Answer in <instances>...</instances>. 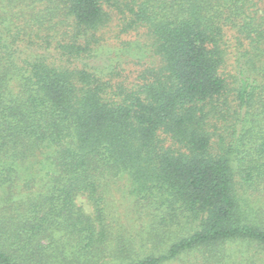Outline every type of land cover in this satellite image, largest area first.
Masks as SVG:
<instances>
[{"label":"trees","instance_id":"16d2710c","mask_svg":"<svg viewBox=\"0 0 264 264\" xmlns=\"http://www.w3.org/2000/svg\"><path fill=\"white\" fill-rule=\"evenodd\" d=\"M256 260L264 0H0V264Z\"/></svg>","mask_w":264,"mask_h":264},{"label":"rangeland","instance_id":"374dc122","mask_svg":"<svg viewBox=\"0 0 264 264\" xmlns=\"http://www.w3.org/2000/svg\"><path fill=\"white\" fill-rule=\"evenodd\" d=\"M148 60V58H146ZM126 69V71H135L136 69V66L134 64V62H132L131 60H129V62H125L124 65H123ZM123 188V182L121 181L120 183H117L115 185H112L110 187V190L108 192V207L110 209V211L112 212V216L116 219V220H119L120 223H122V225H126L125 219H123V212H124V209H125V206L127 204L126 200H125V197L123 196V192H122V189ZM77 202L79 204H81L87 211H90V206L88 205L85 197L83 196H79L77 198ZM134 218V217H132ZM114 219V220H115ZM130 221V220H129ZM140 221V220H139ZM123 225V226H124ZM131 229L130 231L132 233H135L138 229V227L140 226V223L137 221L135 223L132 222V225H130ZM136 230V231H135ZM239 247V246H237ZM257 261V260H256ZM257 264H261V262L257 261L256 262Z\"/></svg>","mask_w":264,"mask_h":264}]
</instances>
